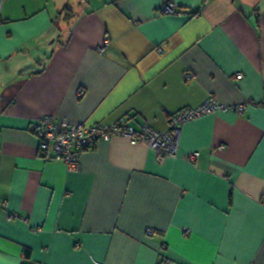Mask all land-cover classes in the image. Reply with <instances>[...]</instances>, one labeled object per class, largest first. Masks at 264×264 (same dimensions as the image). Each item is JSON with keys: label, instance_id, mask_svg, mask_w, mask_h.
Listing matches in <instances>:
<instances>
[{"label": "crops", "instance_id": "obj_1", "mask_svg": "<svg viewBox=\"0 0 264 264\" xmlns=\"http://www.w3.org/2000/svg\"><path fill=\"white\" fill-rule=\"evenodd\" d=\"M208 98L246 109L187 122L162 163L117 136L69 171L32 130L165 131ZM165 261L264 264V0H0V264Z\"/></svg>", "mask_w": 264, "mask_h": 264}, {"label": "built area", "instance_id": "obj_2", "mask_svg": "<svg viewBox=\"0 0 264 264\" xmlns=\"http://www.w3.org/2000/svg\"><path fill=\"white\" fill-rule=\"evenodd\" d=\"M161 14H174L175 7L171 3H164L159 7ZM104 44H108L106 40ZM185 79H191V73H184ZM242 77V73H237ZM83 92L80 91V94ZM246 104H223L214 98H208L196 107H184L169 117V127L165 131H156L150 125L144 124L136 128L123 119L113 122H102L86 126L83 122L65 124L50 115H43L34 120L32 130L38 138V153L44 160L62 162L69 171H78L81 158L85 151L94 149L100 141H108L113 137L128 138L131 143L144 142L155 152L156 160L164 162L176 155L181 128L187 122L217 111H232L243 114ZM198 152L188 155L189 161H194ZM153 234L152 229H147ZM163 264H172L165 261Z\"/></svg>", "mask_w": 264, "mask_h": 264}, {"label": "trees", "instance_id": "obj_3", "mask_svg": "<svg viewBox=\"0 0 264 264\" xmlns=\"http://www.w3.org/2000/svg\"><path fill=\"white\" fill-rule=\"evenodd\" d=\"M73 11L69 7H65L64 19H71L73 17Z\"/></svg>", "mask_w": 264, "mask_h": 264}]
</instances>
